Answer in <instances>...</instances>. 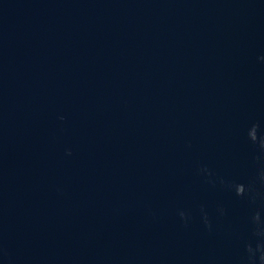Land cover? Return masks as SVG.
<instances>
[{
  "label": "water",
  "instance_id": "95a60500",
  "mask_svg": "<svg viewBox=\"0 0 264 264\" xmlns=\"http://www.w3.org/2000/svg\"><path fill=\"white\" fill-rule=\"evenodd\" d=\"M0 264H264V0H0Z\"/></svg>",
  "mask_w": 264,
  "mask_h": 264
}]
</instances>
